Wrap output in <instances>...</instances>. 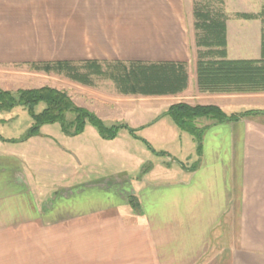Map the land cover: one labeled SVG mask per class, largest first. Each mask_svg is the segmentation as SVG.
I'll return each instance as SVG.
<instances>
[{
    "label": "crops",
    "instance_id": "crops-1",
    "mask_svg": "<svg viewBox=\"0 0 264 264\" xmlns=\"http://www.w3.org/2000/svg\"><path fill=\"white\" fill-rule=\"evenodd\" d=\"M224 7L228 58H261V21L241 17L253 15L244 7ZM195 23L188 0H0V65L119 60L184 66L183 91L129 94L138 100L123 108L135 123L129 125L135 135L128 134L138 141L144 140L140 128L152 122L149 110L160 104L172 124L167 113L178 103L213 105L228 115L257 109L241 94L199 90L197 63L208 49L197 45ZM174 97L181 100L163 102ZM259 101L262 110L264 98ZM195 123L204 129L199 157L197 140L187 133L196 165L187 169L171 155L175 163L168 171L162 164L171 158H160L137 179L129 169L96 174L85 160L86 176L72 173V181L40 191L21 158L0 154V230L21 229L27 220L52 223L53 236L62 241V263L82 262L85 239L93 238L94 252H107L104 259L113 264H264V116ZM176 131L179 137L186 133ZM146 155L140 151L134 158ZM125 161L138 167L129 157ZM37 200L52 205L41 213Z\"/></svg>",
    "mask_w": 264,
    "mask_h": 264
},
{
    "label": "rangeland",
    "instance_id": "rangeland-1",
    "mask_svg": "<svg viewBox=\"0 0 264 264\" xmlns=\"http://www.w3.org/2000/svg\"><path fill=\"white\" fill-rule=\"evenodd\" d=\"M188 1L193 10L197 5L208 3L215 9L225 8L226 5L232 9L244 7L247 12H251L249 14H258L264 6V0ZM231 15L232 19H235L237 14L231 13ZM56 62L60 61L55 60L50 63ZM79 62L81 61L75 63ZM35 64L42 65V63L0 65V88L17 92L19 90L40 89L46 86L53 87L66 92L78 107L96 113L107 126L121 123L135 126L134 120L129 118V110L123 107L129 106V100L138 99L120 93L110 78H93L92 86H84L71 81L64 72L59 74L36 71L34 69ZM263 94H241L244 96L240 98H243L245 104L255 103L257 109L253 108V110H259L258 103L260 98H264ZM178 100L181 99L174 97L163 102L169 104L178 102ZM262 105L264 104L262 103ZM260 109L264 111V108ZM149 111H151L149 118L152 122L140 128L138 134L144 140L138 141L130 137L126 129H121L115 140H102L97 130L90 124L87 125L83 134L74 137H68L69 135L65 134L60 124L45 125L40 130L41 136L27 139L26 135L32 125V119L27 111L17 106L9 110H0V154L15 155L21 158L36 190L47 192H50L52 187L56 185L72 181L73 178H69L72 173L80 172L81 177L86 176L89 166L84 168L88 165L84 163L85 160L89 164L93 163L94 168L92 169L95 170L96 174L106 173L113 169H129L134 178L135 176L142 178L154 169L158 159L169 158V156L160 157L156 154L167 152L171 159H166L169 160L168 165L162 164L163 170L168 171L166 169L171 167V163H175L172 162L171 155L175 158L176 164L191 169L198 160L195 156L196 148L193 149V143L189 141L191 137L184 132V137L176 135L175 132H178L176 130L179 129L164 114L166 106L160 104L159 107H154ZM68 117L72 118L71 115ZM252 118L254 117L249 119ZM144 141L151 145L152 150L147 147ZM61 150L68 152V154ZM140 151L146 152L148 154L146 156L150 158L145 157L143 160L134 158L138 156ZM110 152L117 154L118 160L110 158ZM197 153L199 157V152L197 151ZM126 157H129V160L133 159L138 167L136 168L135 163L132 167H128L125 161ZM98 166L99 168H97ZM51 201L37 200L39 211L43 213L46 209H50ZM135 208L138 207L135 206ZM18 228L16 226L15 230L12 228H7L5 231L0 230V264H113L110 260L104 259L108 256L107 252L99 250L94 252L93 238L92 240L85 239L86 257L82 258V262L62 263L59 259L62 241L61 238L53 236L52 223L44 220L37 222L27 220L21 222V229ZM79 248L83 250L82 245ZM88 256L90 259L87 258ZM124 264H129V262Z\"/></svg>",
    "mask_w": 264,
    "mask_h": 264
},
{
    "label": "trees",
    "instance_id": "trees-1",
    "mask_svg": "<svg viewBox=\"0 0 264 264\" xmlns=\"http://www.w3.org/2000/svg\"><path fill=\"white\" fill-rule=\"evenodd\" d=\"M194 16L197 45L208 49L206 53H200L197 63L199 90L211 94L264 93V6L258 14L241 16L244 19L261 21L262 42L259 59L232 60L228 58L226 25L228 18L221 8L215 9L208 3L200 4L194 9ZM75 62L42 63L41 66L35 64L34 69L48 73L64 72L71 81L85 86H92L93 78H110L124 95L177 94L187 87L186 70L181 65L97 60ZM15 106L26 110L32 119L31 128L26 135L27 139L40 135L41 128L50 124H60L65 134L73 137L83 134L89 124L103 139L107 140L115 139L121 129H126L131 135H135L136 132L123 123L114 126L105 125V122L95 113L78 107L66 92L53 87L46 86L17 92L0 88V110H9ZM167 114L181 131L192 135L197 140L200 154L204 129L196 125L197 119L207 117L224 122L264 116V111L252 109L228 115L213 105L191 106L178 103L172 105ZM69 115L72 118H69ZM144 143L151 149L149 143L145 141ZM156 155L170 157L167 152ZM130 203L135 208V201L130 200Z\"/></svg>",
    "mask_w": 264,
    "mask_h": 264
}]
</instances>
